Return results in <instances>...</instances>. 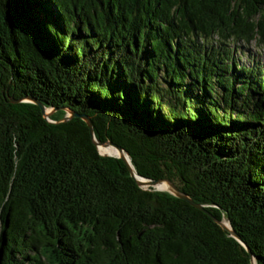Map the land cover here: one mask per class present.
<instances>
[{
  "label": "trees",
  "instance_id": "1",
  "mask_svg": "<svg viewBox=\"0 0 264 264\" xmlns=\"http://www.w3.org/2000/svg\"><path fill=\"white\" fill-rule=\"evenodd\" d=\"M253 41L264 0H0V264H252L225 221L264 264Z\"/></svg>",
  "mask_w": 264,
  "mask_h": 264
},
{
  "label": "water",
  "instance_id": "2",
  "mask_svg": "<svg viewBox=\"0 0 264 264\" xmlns=\"http://www.w3.org/2000/svg\"><path fill=\"white\" fill-rule=\"evenodd\" d=\"M26 101L32 102V103H35L36 105H38L40 107L43 115L45 116V118H48L49 116H51L56 111V110L46 109V107H44L41 103H39L38 101L31 99V98L22 99V100H19L17 102H14V103H20V102H26ZM74 117H78V115L69 111V115H67L61 122L62 123L66 122V121H68ZM80 117L87 123V125L90 129V134L92 136L93 143L98 148V150H99L100 146H110V147L115 148L120 153V156H117V157L122 159V161L127 165L129 171L131 172L132 177L136 180V182L139 186H141L143 188H147V187L156 188L160 185H166V187H167L166 190H160V189H156V190L169 192L170 194L176 196L177 198H180V199L188 202L191 206L195 207L196 209L201 210V211H205L201 205L196 204L188 195L182 193L176 187V185L173 182H171L167 179L152 181V180L144 179V178L140 177L139 175H137L134 168L132 167V164H131V161L129 159L128 154H126V152L120 146H118L117 144H115L113 142H108V143L103 144V145L98 144V142L96 141L95 136H94L93 127H92V123H91L90 119L85 117V116H80ZM61 122H59V123H61ZM102 155H104V154H102ZM104 156H109V155H104ZM218 223L224 230L229 232L232 235V237H234L238 242H240L244 246V248L248 251V253L251 257L252 264H255L254 258L252 256L250 249L248 248V246L245 243H243L241 241L240 237L232 229H230L225 223H223V222H218Z\"/></svg>",
  "mask_w": 264,
  "mask_h": 264
},
{
  "label": "rangeland",
  "instance_id": "3",
  "mask_svg": "<svg viewBox=\"0 0 264 264\" xmlns=\"http://www.w3.org/2000/svg\"><path fill=\"white\" fill-rule=\"evenodd\" d=\"M242 48L238 52L241 64L255 65L256 63L264 65V45L260 46L257 42L253 41L249 44H241Z\"/></svg>",
  "mask_w": 264,
  "mask_h": 264
},
{
  "label": "bare ground",
  "instance_id": "4",
  "mask_svg": "<svg viewBox=\"0 0 264 264\" xmlns=\"http://www.w3.org/2000/svg\"><path fill=\"white\" fill-rule=\"evenodd\" d=\"M99 150L104 155L115 156V157L120 156V153L115 148L110 147V146H100ZM155 189L166 190L167 187L166 185H160L156 187ZM225 223L229 227V224L227 223V221H225Z\"/></svg>",
  "mask_w": 264,
  "mask_h": 264
}]
</instances>
